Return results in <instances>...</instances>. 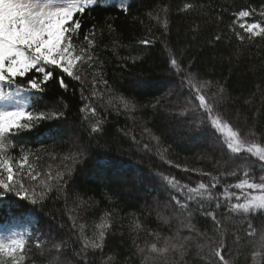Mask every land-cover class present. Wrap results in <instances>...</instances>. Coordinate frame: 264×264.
I'll return each instance as SVG.
<instances>
[{
    "label": "trees",
    "instance_id": "16d2710c",
    "mask_svg": "<svg viewBox=\"0 0 264 264\" xmlns=\"http://www.w3.org/2000/svg\"><path fill=\"white\" fill-rule=\"evenodd\" d=\"M119 2L95 0L83 14L81 38L96 25V39L91 66L84 64L77 72L82 80L65 76L69 87L64 89L57 69L44 92L29 98V110L60 112L62 118L38 122L10 140L14 148L8 155L14 158V171L19 168L14 178L37 193L45 184L53 189L36 205L13 193L0 198V225L30 219L21 264H53L55 260L59 264H148L139 249L154 242L163 246L154 234L186 238L184 264H207V240L199 233L223 237L232 252L226 258L238 264H264V256L253 259L251 255L254 244L260 251L264 214L246 219L204 200L209 212L215 208L220 221L215 228L211 217L198 212L194 202L187 211L180 209L171 200L175 190L164 179L175 177L181 184L196 187L201 181L208 183L207 177L198 174L200 170L224 174L213 190L222 204H226L223 188L238 195L232 185L245 171L259 182L261 162L231 153L210 124L202 123L205 114L186 81L181 84L178 72L195 74L194 83L208 82L211 91L223 86L228 97L222 110L225 122L245 137L254 133L253 142L264 143V38L240 42L230 27L243 22L233 17L241 9L251 8L257 19H264L260 16L264 0H126L127 13L120 10ZM185 3L195 4V10L182 11ZM217 35L222 39L215 40ZM145 38L152 41L149 46L140 43ZM172 58L180 61L179 69L171 66ZM93 82L97 85L94 96ZM121 97L134 103L135 109H123ZM88 106L97 108L94 115L90 109L83 111ZM97 121L101 131L93 133L91 126ZM25 155L28 159L21 166ZM73 155L79 157L75 162ZM238 163L242 169L235 176L226 175L225 169L232 170ZM236 202L233 198L232 203ZM105 218L110 227L103 248L85 249L83 240L90 239ZM249 222L256 229L251 237L246 236ZM189 223L194 226L192 232L186 227ZM237 236L242 238L238 245L234 243ZM157 264L166 261L158 258Z\"/></svg>",
    "mask_w": 264,
    "mask_h": 264
},
{
    "label": "snow or ice",
    "instance_id": "6c2138e0",
    "mask_svg": "<svg viewBox=\"0 0 264 264\" xmlns=\"http://www.w3.org/2000/svg\"><path fill=\"white\" fill-rule=\"evenodd\" d=\"M95 0H66L64 3H56L55 0H0V102L13 103V107H0V198L6 193H13L21 200L28 201L36 205L38 201L43 202L53 189L47 184L43 185L41 192L37 193L33 187H25L14 177L17 168L14 171L13 157L8 152L14 148L10 140L25 130H31L38 126V122L49 119H60L63 114L60 112L47 113L38 108L29 110L28 99L21 100V93L35 95L43 93L47 82L53 78L55 70H60L59 84L67 89L68 83L65 82V76L76 81H81V75L77 74L79 67L88 64L91 66L95 59L94 40L96 39V25H93L81 38L80 30L82 27V17L89 6ZM196 8L193 3H185L182 11L192 12ZM120 10L127 13L128 6L120 5ZM264 16V12L260 13ZM234 20H243V23H233L231 31L240 42L246 39L256 37L264 38V19H257L255 10L251 8L241 9L233 13ZM253 22L248 23L247 21ZM166 26V22H165ZM239 28L240 31H236ZM222 39L217 35L215 40ZM141 44L149 46L152 41L145 38L140 41ZM79 62V64H78ZM171 66L174 69L180 68V61L172 58ZM178 74L181 76V84L185 81L188 90L198 101V108L203 110L205 120L202 123H209L213 131L227 130L225 137L226 148L233 154L239 155L246 152L254 155L261 162L260 171L264 172V143L253 142L255 134L250 133L245 137L240 129L233 130V125L226 123V104L228 97L225 94L223 86L218 85L216 91H211L208 82L203 85L194 83L197 76L191 72L185 74L181 69ZM104 87L108 86L107 80L103 81ZM96 83L93 82L94 96ZM207 89V91H206ZM210 93V94H209ZM83 96V91L81 92ZM91 99V96L88 97ZM120 104L125 110L135 109V104L121 97ZM111 103V102H110ZM91 111L94 115L96 107L88 106L83 111ZM88 117H85V121ZM101 131L100 121L91 126V132ZM264 141V137L261 138ZM145 149L148 145H144ZM23 152V149H21ZM78 155H73L71 160L75 162ZM28 157H21V166ZM171 164V161H168ZM219 163V162H217ZM175 167L180 168L177 164ZM185 171H194L184 169ZM235 171L226 173V175L235 176ZM6 173V175H5ZM201 177H207L208 183L201 181L196 187H190L188 184H181L175 177H164L168 185L175 190L171 200L175 202L180 209L187 211L192 203L196 204V210L205 217H211L215 228H219L220 221L217 220L215 208L209 212L203 205V201H215L216 208L227 207L230 214H241L246 219L249 215L264 214V175L259 177V182L251 175L250 171H245L243 178L232 185L239 194L230 193L227 187H224L223 200L226 204L220 203L219 197L213 196V190L220 186L224 179V174L213 175L212 172L200 170ZM58 190V189H57ZM249 190V191H245ZM260 192L261 195H252L251 193ZM207 195H204V194ZM195 197V200H194ZM237 202L232 203V199ZM243 201V202H241ZM191 215V213H189ZM165 223L167 221L165 220ZM110 227V221L105 218L102 223L96 226L97 231L93 236L83 240V247L93 251L101 250L104 246L107 230ZM140 229V224H136ZM190 232L194 231V226L189 223L186 225ZM248 231L246 236L255 235L256 229L252 223L247 224ZM80 235L84 236V230L81 228ZM157 241L162 240L163 246L158 243H151L148 248H141L139 251L145 254V261L148 264H157L158 258H164L166 264H184V258L188 253L187 239L177 236L160 237L154 234ZM201 237L207 240L209 250V259L207 264H238V261L232 258V252L223 237L213 238L206 233H199ZM242 238L237 236L234 243L239 244ZM41 241L37 239L36 246L40 247ZM54 247H57L54 245ZM25 239L23 234L10 237L7 240L0 239V264H21L22 253L25 251ZM259 249L256 251V245H253L251 255L253 259L256 256H264V232L259 236ZM178 257V259H176ZM53 264H59L58 260Z\"/></svg>",
    "mask_w": 264,
    "mask_h": 264
},
{
    "label": "rangeland",
    "instance_id": "374dc122",
    "mask_svg": "<svg viewBox=\"0 0 264 264\" xmlns=\"http://www.w3.org/2000/svg\"><path fill=\"white\" fill-rule=\"evenodd\" d=\"M55 2L56 3H64V2H66V0H55ZM125 2H126V0H120L119 4L120 5H122V4L125 5ZM243 22H245V21H243ZM248 23H251V22H248ZM184 85H186V84H184ZM186 88L188 89L187 85H186ZM31 95L32 94H29V93H21L19 98L21 100L28 99V101H29V98H30ZM197 103H198V101H197ZM13 106H14L13 103H10V102H0V107L11 108ZM202 112H203V110H202ZM209 124H210V122H209ZM233 130H235V129L233 128ZM215 132L219 136V138L221 139L222 143L225 144V137L227 135V130L225 129L224 131H215ZM242 153H243L242 154L243 157H245L244 159H247L248 156H253L254 158H256L258 160V158L255 157L252 154H249V153H246V152H242ZM240 164L241 163L236 164L233 168H231L232 170H229V168L227 167L225 169V172L227 171L226 173H228V170L232 172V171H235L237 168L239 169V167H241V165H242V164L241 165ZM241 169H242V167H241ZM261 173H262V175H264V172H261ZM257 178H259V177H257ZM252 193H253V195H261L262 194L260 192H255V191H253ZM29 221H30V219L27 218L26 220H24V219L16 220V221L14 220V221H11V222H8V223H4V224L0 225V239L7 240L10 237H14V236H16L18 234H23L24 235L27 232L26 230L29 228V223H28Z\"/></svg>",
    "mask_w": 264,
    "mask_h": 264
}]
</instances>
